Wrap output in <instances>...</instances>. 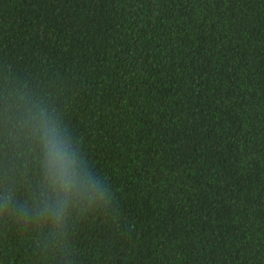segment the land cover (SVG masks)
Instances as JSON below:
<instances>
[{"label": "trees", "instance_id": "16d2710c", "mask_svg": "<svg viewBox=\"0 0 264 264\" xmlns=\"http://www.w3.org/2000/svg\"><path fill=\"white\" fill-rule=\"evenodd\" d=\"M0 264H264V0H0Z\"/></svg>", "mask_w": 264, "mask_h": 264}, {"label": "clouds", "instance_id": "9594fccd", "mask_svg": "<svg viewBox=\"0 0 264 264\" xmlns=\"http://www.w3.org/2000/svg\"><path fill=\"white\" fill-rule=\"evenodd\" d=\"M40 142L44 149V167L50 187L58 196L63 194L64 203L74 193L78 183L76 160L67 150L63 138L57 130L44 121L39 128ZM57 208H62L61 201H56ZM49 205H45L47 209Z\"/></svg>", "mask_w": 264, "mask_h": 264}]
</instances>
